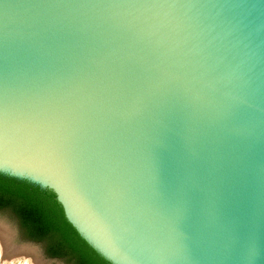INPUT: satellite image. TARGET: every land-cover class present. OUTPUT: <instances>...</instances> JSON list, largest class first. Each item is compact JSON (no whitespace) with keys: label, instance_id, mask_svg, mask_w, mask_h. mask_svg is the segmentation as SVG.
<instances>
[{"label":"water","instance_id":"obj_1","mask_svg":"<svg viewBox=\"0 0 264 264\" xmlns=\"http://www.w3.org/2000/svg\"><path fill=\"white\" fill-rule=\"evenodd\" d=\"M0 174L109 264H264V0H0Z\"/></svg>","mask_w":264,"mask_h":264},{"label":"trees","instance_id":"obj_2","mask_svg":"<svg viewBox=\"0 0 264 264\" xmlns=\"http://www.w3.org/2000/svg\"><path fill=\"white\" fill-rule=\"evenodd\" d=\"M0 212L17 222L25 242L42 246L48 259L65 264H109L67 222L49 190L0 174Z\"/></svg>","mask_w":264,"mask_h":264},{"label":"rangeland","instance_id":"obj_3","mask_svg":"<svg viewBox=\"0 0 264 264\" xmlns=\"http://www.w3.org/2000/svg\"><path fill=\"white\" fill-rule=\"evenodd\" d=\"M0 230L4 232V240L0 239V248L5 251V257H0V264H65L59 260L48 259L42 246L25 242L17 222L4 212H0ZM29 253L34 258L31 255L28 257Z\"/></svg>","mask_w":264,"mask_h":264},{"label":"bare ground","instance_id":"obj_4","mask_svg":"<svg viewBox=\"0 0 264 264\" xmlns=\"http://www.w3.org/2000/svg\"><path fill=\"white\" fill-rule=\"evenodd\" d=\"M3 235H4V232L0 230V239H1V240H4ZM8 247H9V246H8ZM6 248H7V247H6ZM15 250H16V249H15ZM0 254H1L0 257H1V256H2L3 258L5 257V251H4L3 249H1V248H0ZM30 255L32 256V254L29 253V254H28V257H30ZM32 257H33V256H32ZM33 258H34V257H33ZM36 260H37V259H36ZM36 260H35V261H36ZM33 262H34V261H33Z\"/></svg>","mask_w":264,"mask_h":264}]
</instances>
